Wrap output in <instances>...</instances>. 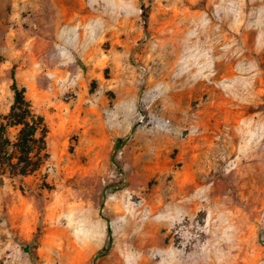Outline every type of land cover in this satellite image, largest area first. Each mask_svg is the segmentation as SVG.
Returning a JSON list of instances; mask_svg holds the SVG:
<instances>
[{
    "label": "rangeland",
    "instance_id": "obj_1",
    "mask_svg": "<svg viewBox=\"0 0 264 264\" xmlns=\"http://www.w3.org/2000/svg\"><path fill=\"white\" fill-rule=\"evenodd\" d=\"M0 57V264H264V0H0Z\"/></svg>",
    "mask_w": 264,
    "mask_h": 264
},
{
    "label": "trees",
    "instance_id": "obj_2",
    "mask_svg": "<svg viewBox=\"0 0 264 264\" xmlns=\"http://www.w3.org/2000/svg\"><path fill=\"white\" fill-rule=\"evenodd\" d=\"M12 75L14 99L0 124V164L13 176H25L37 171L48 157V128L44 117L34 111L25 90L19 88L14 72ZM10 127H19L15 141L8 135Z\"/></svg>",
    "mask_w": 264,
    "mask_h": 264
},
{
    "label": "bare ground",
    "instance_id": "obj_3",
    "mask_svg": "<svg viewBox=\"0 0 264 264\" xmlns=\"http://www.w3.org/2000/svg\"><path fill=\"white\" fill-rule=\"evenodd\" d=\"M168 63V62H167ZM164 64V63H163Z\"/></svg>",
    "mask_w": 264,
    "mask_h": 264
}]
</instances>
